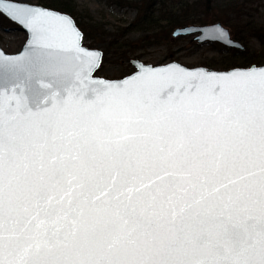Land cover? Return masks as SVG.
Here are the masks:
<instances>
[{"label":"snow or ice","instance_id":"snow-or-ice-1","mask_svg":"<svg viewBox=\"0 0 264 264\" xmlns=\"http://www.w3.org/2000/svg\"><path fill=\"white\" fill-rule=\"evenodd\" d=\"M73 60L0 54V264H264V70L111 84Z\"/></svg>","mask_w":264,"mask_h":264},{"label":"rangeland","instance_id":"rangeland-1","mask_svg":"<svg viewBox=\"0 0 264 264\" xmlns=\"http://www.w3.org/2000/svg\"><path fill=\"white\" fill-rule=\"evenodd\" d=\"M12 1L70 10L72 14L68 15L86 34L83 33V45L103 52L95 76L109 80L123 79L135 72L131 64L135 59L153 66L176 61L188 68L207 67L216 71L248 67L249 63L243 64L238 58L240 49H229L219 43L200 44L194 35L173 37L176 29L189 25L219 23L244 46L243 56L264 55L261 42L244 28L246 25L264 28V0H153V6L145 9L150 10L147 16L142 13L140 0ZM182 19L187 21L185 25L174 24ZM4 20L0 13V47L15 54L28 37L17 24ZM242 29L246 30L242 32L246 41L235 39V31Z\"/></svg>","mask_w":264,"mask_h":264},{"label":"water","instance_id":"water-1","mask_svg":"<svg viewBox=\"0 0 264 264\" xmlns=\"http://www.w3.org/2000/svg\"><path fill=\"white\" fill-rule=\"evenodd\" d=\"M3 2L6 4L25 5L28 7H33L50 14L48 17L40 18L36 23L33 24V28L29 29L23 24H20L18 21H15L9 18L7 15L1 13L11 22L17 24L20 27V30L27 34L28 37L26 43L21 48V50L15 54H8L0 47V54H2L3 57L11 60H15L17 58L22 57L26 58L30 55V49H35L38 47L42 48L43 51H48L50 49H63L65 50V55L67 56L70 66L75 62L73 60V56H75L77 60L82 59L83 63L85 64L93 65V70L91 72V79L93 81L111 84H122L124 81H129L133 85L141 83L140 78L144 77L145 73L149 70L153 71L156 74L179 75V73H169V70L181 69L184 72L206 73L211 74L213 76H228L233 73L264 70V66L251 65L245 68H233L227 71H216L207 67L188 68L185 65H182L176 61L164 65L153 66L150 64H145L141 60L135 59L131 61L132 66L135 68V72L124 77L123 79L109 80L97 77L95 76V73L99 70L102 64L103 52L98 49H89L88 47L83 46L84 34L79 29L75 20L70 15L38 5L20 3L12 0H3ZM62 17L68 18L71 23L65 24L60 19ZM36 29H49V38L43 41L41 44H37V42L35 41L34 34V30ZM191 35L196 36L195 40L198 41L200 44H204L207 42L219 43L229 49H244V46L240 42L232 38L230 31L219 23L206 26L189 25L182 28H178L173 32V37ZM85 53L86 55H82ZM6 81L9 83L11 82V73L7 69H0V84L5 83ZM9 99H15L17 100V102H19L20 98L16 96L8 97L6 94L5 102H7ZM57 116L58 113L52 111L43 114L40 118L55 120Z\"/></svg>","mask_w":264,"mask_h":264},{"label":"trees","instance_id":"trees-1","mask_svg":"<svg viewBox=\"0 0 264 264\" xmlns=\"http://www.w3.org/2000/svg\"><path fill=\"white\" fill-rule=\"evenodd\" d=\"M153 4H154L153 0H140V6H143V8H144V11L142 12L143 15H146V16L149 15L150 10H145V9L147 7H152ZM50 9H53V8H50ZM54 10H56V9H54ZM57 11H59V12L64 11L63 13H67V14H69L71 12L70 10L66 11V10H59V9H57ZM70 14H72V12ZM2 19H5L4 21H6V23H8V24L10 23V21L6 17H4L3 15H2ZM173 23H174V21H173ZM186 23H187V21L182 19V21L175 22L174 24H177L178 26H182V25H185ZM244 28H247L248 30L246 31L245 29H242L239 31L238 30L235 31V39H237L239 41H246L247 38H244L242 36V32L246 31V32H249L250 36L257 38L261 42V45L264 48V28H261V27L257 28L255 26H251V25H246ZM81 30H82V28H81ZM83 33L85 34L84 31H83ZM237 53L241 55L238 58L240 60H243V62H244L243 64L249 63L248 66H251V65L263 66L264 65V55H259V56L252 58V57L243 56V52L241 50H239ZM230 69H232V68H229L228 70H230Z\"/></svg>","mask_w":264,"mask_h":264}]
</instances>
